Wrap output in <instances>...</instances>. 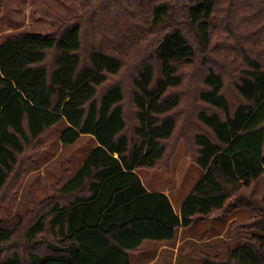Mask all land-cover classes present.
<instances>
[{"label": "trees", "instance_id": "1", "mask_svg": "<svg viewBox=\"0 0 264 264\" xmlns=\"http://www.w3.org/2000/svg\"><path fill=\"white\" fill-rule=\"evenodd\" d=\"M53 1L69 15L45 0L33 15L58 31L0 42V264H131L145 240L246 208L256 216L233 229L252 236L199 264H264V209L241 196L264 175V0ZM214 40L221 63H208L186 109L180 70ZM61 124L64 146L90 135L99 146L74 175L66 162L31 213L5 218L23 156ZM187 135L203 176L177 214L137 171H170Z\"/></svg>", "mask_w": 264, "mask_h": 264}, {"label": "rangeland", "instance_id": "2", "mask_svg": "<svg viewBox=\"0 0 264 264\" xmlns=\"http://www.w3.org/2000/svg\"><path fill=\"white\" fill-rule=\"evenodd\" d=\"M45 1L50 3L63 15H69L66 10L56 5L53 0ZM57 1L64 3L69 8H75L76 10H80L81 8L77 0ZM40 2L41 0H0V42L6 34L11 32L21 33L25 31L34 33L41 32L45 34L58 31L60 26L59 23H51L45 19H38L33 15L34 7ZM240 62L241 60L237 63L239 64ZM208 63H211L212 66L221 63V47L216 40L212 42L209 56L204 58L198 55L192 63L186 64L184 68L180 70V72L184 74L185 82L184 86L178 90L183 94H186L188 90H192L190 93L196 91L200 93V90H204L205 87L202 84V75L207 72L209 68ZM184 99L183 107L187 109L192 99L189 98L187 94ZM185 103L188 105H185ZM195 103L197 102L195 101ZM62 126H64V124L59 125L44 138V149L34 150L31 153L27 152V154L23 156L22 175L18 179L19 181L17 180L18 184L13 188L12 192L7 191L4 195L8 197L7 201L11 200L10 207L5 208L3 212L5 218H11V220H13L15 216H25L31 213L35 206L33 196L38 203L49 199L52 196V187L61 177L63 165L69 161L70 169L73 173V164L76 160L79 157L84 158L86 153L93 149L94 142L89 137H84L74 147L64 146L60 142L58 133V130ZM189 135H187L178 146V150L171 163L172 171L171 169L168 171L161 168L160 170H148V172H143L145 177L150 178L152 185L156 187L167 186L173 189L178 188V192L180 190V192L183 191L184 196L192 191L194 184L197 182L199 176H203V173L198 167L194 166L188 158ZM190 148H193L192 145H190ZM170 172H173L172 178L170 177ZM241 196L243 199L249 202L251 201L264 209V175L255 183L252 189L244 188ZM254 216H256V213L246 208L233 212L230 215L217 214L211 219L204 217V221L217 225L215 230H224V232L221 233L216 240L210 238L209 241L208 235H210L211 231L207 230L209 226H201V224L199 225V223H196V227L188 232L186 230L185 234L194 235L197 237V241L187 242L182 246V248L184 247L185 249L183 248L184 251L181 253L179 252L180 260L178 264H198L200 258L197 254L213 259H225L228 249L237 248L242 238L252 236V233H249L245 229H233L235 224L246 223L248 219ZM206 237L208 238V242L203 243L202 241H207ZM201 242L202 247L198 244Z\"/></svg>", "mask_w": 264, "mask_h": 264}, {"label": "crops", "instance_id": "3", "mask_svg": "<svg viewBox=\"0 0 264 264\" xmlns=\"http://www.w3.org/2000/svg\"><path fill=\"white\" fill-rule=\"evenodd\" d=\"M65 128H66V124H64V126L58 130L59 137H61V134ZM84 137H89L94 142V144H93L94 147L92 150H94L97 146H99L98 141L95 139L94 136H91V135L90 136H82L81 139L79 140V142ZM60 142H61V140H60ZM78 143H76V144H78ZM75 145H73V147ZM68 147H72V146H68ZM92 150H90L88 153H86L84 158L76 157L78 159L73 164V168H74V169L72 168L73 169V175L81 170V168L83 167V165L87 159V156L90 154V152ZM115 157L118 158V155H115ZM173 165H174V163H173ZM171 171H172V169H171ZM143 172H148V170L147 169L138 170L137 174L140 177V179H141L143 185L145 186L146 190L149 193H163V194H165L169 198V200H170V202H171V204H172V206H173V208L177 214H180V211H181V208H182L184 202L189 197V195L191 194V192L193 191V189L195 188V186L201 180V177H202V175L199 176L197 182L193 186L192 191L189 194L184 196V192L183 191L180 192L181 190L178 192V188L173 189L172 187H167V186L156 187V186L152 185L150 178L145 177V174ZM170 173H168V174H170ZM170 177L171 178L173 177V172L171 173ZM196 223H199V225L201 224V226H206V225L209 226V227H207V230H211L210 235H208L209 241H210V238L212 240H214V239L216 240V238H218V236L224 232V230H215L217 225H215V224L213 225V224H211V222H206V221H204L203 216L197 215L196 217L193 218L190 227H188L187 229H179L177 231L176 237L173 241L145 240L142 243L141 247L137 251L131 252L129 254L130 258H131V264H178V261L180 260L179 252L181 253L185 249L184 247H183L184 248L183 249L182 246L185 245L187 242L197 241V237H195L194 235L185 234L186 230L188 232L191 229H193L194 227H196ZM202 242L203 243L208 242V238H207V241L204 240ZM202 242L198 243L201 247H202ZM187 245H189V244H187ZM198 264H199V262H198Z\"/></svg>", "mask_w": 264, "mask_h": 264}]
</instances>
